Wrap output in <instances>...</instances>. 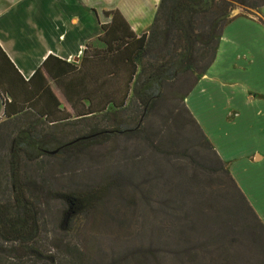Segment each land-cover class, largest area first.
I'll return each instance as SVG.
<instances>
[{
	"label": "rangeland",
	"instance_id": "obj_1",
	"mask_svg": "<svg viewBox=\"0 0 264 264\" xmlns=\"http://www.w3.org/2000/svg\"><path fill=\"white\" fill-rule=\"evenodd\" d=\"M37 2L27 17L44 20L48 14ZM117 2L90 1L89 7H115ZM134 2H140L135 27L147 33L158 0ZM227 8L226 20L242 14L264 27L257 9ZM156 54L157 49L148 52ZM149 59L137 58L131 92L121 109L49 126L30 117L13 120L0 140V203H11L12 191L21 187L24 200L37 208L34 247L51 256L53 264H260L262 236L244 215L236 189L217 168L211 143L185 106L182 96L194 76L167 81L147 111L133 101ZM247 64L238 71L251 88L222 70L221 86H239L231 87V103L221 118L224 127L213 131L218 135L227 123H236L239 139L249 142H239L249 148L248 169L259 180L264 173V57ZM115 126L123 132L75 140ZM25 130L31 135L21 133ZM16 135L36 143L10 154ZM221 140L228 144L225 137ZM37 145L58 150L49 154L34 150ZM60 194H90L95 200L79 213L63 214L69 209Z\"/></svg>",
	"mask_w": 264,
	"mask_h": 264
},
{
	"label": "crops",
	"instance_id": "obj_2",
	"mask_svg": "<svg viewBox=\"0 0 264 264\" xmlns=\"http://www.w3.org/2000/svg\"><path fill=\"white\" fill-rule=\"evenodd\" d=\"M37 1L35 5L48 14L44 20L27 17L33 0H0V140L18 118L30 117L49 126L116 110L125 93L124 67L122 60H114L119 69L112 76L104 50L108 45L121 48L118 37L145 33L137 31L133 19L140 15V2H134L138 0H118L115 7L101 8L89 7L90 1L96 0ZM257 12L264 21V5ZM101 25L107 26L102 29ZM262 57L263 25L242 14L228 19L212 62L184 102L264 227V173L256 180L248 169L252 163L249 148L239 146L236 123H227L226 131L218 135L213 131L224 127L221 118L228 110L225 105H229L231 87L239 86H221L222 70L233 73L240 86L251 88L244 84L245 76L238 69L245 71L249 61ZM260 145L262 161L264 145Z\"/></svg>",
	"mask_w": 264,
	"mask_h": 264
},
{
	"label": "trees",
	"instance_id": "obj_3",
	"mask_svg": "<svg viewBox=\"0 0 264 264\" xmlns=\"http://www.w3.org/2000/svg\"><path fill=\"white\" fill-rule=\"evenodd\" d=\"M232 4L254 10L264 5V0H158L147 33H142L138 37L133 35L118 37L117 41L122 44L121 48L118 45L110 48L108 45L104 51L108 55V65L111 66L112 76L116 75L119 69V63L115 61L122 60L124 67L125 93L123 102L117 106L116 110L125 105L136 74V60L144 55L149 56L150 61L146 66L147 73L138 82V88L133 91V101L147 111L161 97V91L168 86L167 81L174 80L179 75L192 74L194 79L184 91L182 96L184 98L212 62L218 37L227 21L226 13L229 9L227 7ZM106 26L101 25V28L104 29ZM153 49H157V54L148 55V52ZM193 122L196 124L195 121ZM122 130L115 126L88 132L82 136L108 137L113 133L123 132ZM199 132L200 138L206 146L210 147L201 131ZM21 133L31 135L30 131L26 130ZM78 138L75 140H81ZM32 142L36 143V141H30L29 137L16 135L10 140L9 153L31 149L34 146ZM34 150L45 153L47 151L40 145L35 146ZM213 155L217 168L227 175L236 189L244 215L250 217L254 229L262 236L258 251L262 254L260 264H264V227L228 175L225 164L216 156L214 150ZM12 193L14 194L11 203H0V264H53L51 256L43 255L34 247L38 232L36 206L24 200L20 186ZM58 196L68 204L70 210L63 211V214L79 213L95 200V197L90 194H80L76 197L70 194ZM3 244L8 245L6 250L1 247ZM3 251L8 252L9 255L5 252L4 254Z\"/></svg>",
	"mask_w": 264,
	"mask_h": 264
},
{
	"label": "water",
	"instance_id": "obj_4",
	"mask_svg": "<svg viewBox=\"0 0 264 264\" xmlns=\"http://www.w3.org/2000/svg\"><path fill=\"white\" fill-rule=\"evenodd\" d=\"M84 138H86V137L81 136V137H79L78 139H84ZM56 151H57V149H54V150H52V151H46V153L54 154Z\"/></svg>",
	"mask_w": 264,
	"mask_h": 264
}]
</instances>
